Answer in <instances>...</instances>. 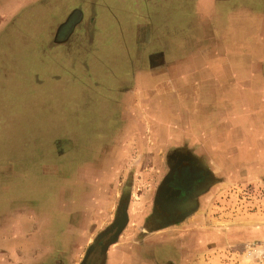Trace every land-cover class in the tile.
<instances>
[{
	"label": "crops",
	"instance_id": "1",
	"mask_svg": "<svg viewBox=\"0 0 264 264\" xmlns=\"http://www.w3.org/2000/svg\"><path fill=\"white\" fill-rule=\"evenodd\" d=\"M73 59L86 77L120 70L107 86H74L94 109L90 133L62 131L63 150L45 142L0 159V264H79L113 217L121 160L151 137L190 153L210 182L182 221L139 241L145 212L127 205L101 264H243L245 246L264 239V210L205 204L264 180V0H0L1 77L48 75Z\"/></svg>",
	"mask_w": 264,
	"mask_h": 264
},
{
	"label": "rangeland",
	"instance_id": "2",
	"mask_svg": "<svg viewBox=\"0 0 264 264\" xmlns=\"http://www.w3.org/2000/svg\"><path fill=\"white\" fill-rule=\"evenodd\" d=\"M231 1L234 3V1L244 0H229V2ZM188 4L187 1L186 13L189 8L187 7ZM248 4L250 7L254 6V4ZM256 7H258L257 10L261 11L258 3H256ZM175 13L171 12L172 18H174ZM217 19L218 17L215 20ZM189 36V34L184 33L183 28V38ZM104 43L106 45L109 41ZM77 61V59H73L65 63L64 66L54 67L55 72L48 75L30 74L26 70L21 75L0 76V159L2 161L6 159V156L26 154L35 149L39 143L42 147L45 142L55 143L57 141L56 151L63 150L66 142L63 140L62 131L69 133L83 131V134H88L98 125L97 121H92L96 115L91 101L76 99L74 92L78 93L80 89L79 86L76 87V91H78L76 92L74 86L78 83L88 85L89 81L95 82V80H98L102 86H107L111 83L112 71L117 73L120 67L117 65L114 69L104 68L106 71L92 70L86 77L84 76L85 73L83 75L77 67ZM105 61L110 63L111 60L104 59ZM95 67L96 62L88 64L89 69H95ZM83 103L90 106L83 109L82 114L77 108ZM161 117L162 128L160 130L164 133L169 117L164 118L162 114ZM137 141L139 142L138 139ZM160 141L151 137L147 138L146 143L141 144L138 148L129 147V154L127 153L120 162V173L117 176L119 183L116 187L119 188V184H122L124 179L130 182L131 194L128 206L130 205L129 211L131 213H133V209L142 212V214L147 210L150 196V178L148 176L156 174L153 177L155 182L163 164L165 145H161ZM145 166L146 175L141 177L138 175L139 171ZM155 170L156 172H154ZM254 184L238 183L234 186H225L223 191L221 193L219 191L217 197L209 205L208 202L205 204V209L208 207V210L213 213H219L224 209H232V211L264 210V180ZM117 204L118 198L115 209ZM127 210L128 207L126 212ZM98 232L91 237V241ZM243 264H245L244 260Z\"/></svg>",
	"mask_w": 264,
	"mask_h": 264
},
{
	"label": "flooded vegetation",
	"instance_id": "3",
	"mask_svg": "<svg viewBox=\"0 0 264 264\" xmlns=\"http://www.w3.org/2000/svg\"><path fill=\"white\" fill-rule=\"evenodd\" d=\"M209 182L210 174L207 169L190 153L175 148L166 149L161 172L152 186L147 210L139 222L140 234L135 235V238L139 241L151 230H157L182 221L197 205V197L203 193ZM130 188V182L124 179L120 185L118 204L111 221L88 244L79 264L82 263L85 252L97 235L114 220L120 203L124 204L125 222L121 230L123 229L127 220L126 209L131 194ZM118 234L112 241L107 243L105 250L116 240Z\"/></svg>",
	"mask_w": 264,
	"mask_h": 264
},
{
	"label": "water",
	"instance_id": "4",
	"mask_svg": "<svg viewBox=\"0 0 264 264\" xmlns=\"http://www.w3.org/2000/svg\"><path fill=\"white\" fill-rule=\"evenodd\" d=\"M124 204L120 203L114 220L99 233L94 242L88 247L81 264H100L108 242L112 241L125 222Z\"/></svg>",
	"mask_w": 264,
	"mask_h": 264
},
{
	"label": "built area",
	"instance_id": "5",
	"mask_svg": "<svg viewBox=\"0 0 264 264\" xmlns=\"http://www.w3.org/2000/svg\"><path fill=\"white\" fill-rule=\"evenodd\" d=\"M242 256L245 264H264V239L246 245Z\"/></svg>",
	"mask_w": 264,
	"mask_h": 264
}]
</instances>
